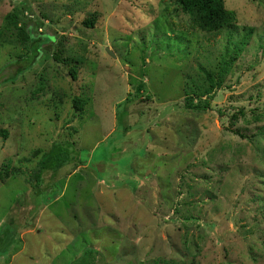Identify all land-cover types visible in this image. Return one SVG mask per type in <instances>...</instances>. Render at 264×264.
<instances>
[{
  "label": "rangeland",
  "instance_id": "obj_1",
  "mask_svg": "<svg viewBox=\"0 0 264 264\" xmlns=\"http://www.w3.org/2000/svg\"><path fill=\"white\" fill-rule=\"evenodd\" d=\"M224 1L235 34L177 0H0L38 39L0 41V264H264V0ZM227 38L212 110L186 111Z\"/></svg>",
  "mask_w": 264,
  "mask_h": 264
},
{
  "label": "trees",
  "instance_id": "obj_2",
  "mask_svg": "<svg viewBox=\"0 0 264 264\" xmlns=\"http://www.w3.org/2000/svg\"><path fill=\"white\" fill-rule=\"evenodd\" d=\"M178 4L182 10L190 15L192 19V25L195 30H199L208 34H219L220 32H228L230 34H235L238 32L237 24V15L235 12L228 10L224 0H177ZM98 18L97 13L91 14L89 17L83 21V25L86 28H94ZM19 14L16 11L9 13L5 22L0 30V41L4 43H14L16 39L21 40L22 42L26 41L33 43L38 39L33 38L30 32L21 26ZM245 29V28H244ZM246 36L253 35L254 29H246ZM7 38L9 40H7ZM25 39V40H24ZM168 42L172 38H167ZM228 45L225 47L224 52H222L221 57L216 65L210 63V65L199 64L197 66V77L196 78H187L184 93V109L186 111L192 112H208L212 110L210 104V99L214 97L219 89L221 90L226 84V80L229 77L233 61L236 60L234 55L239 56V51L241 49L235 48L230 49L229 39ZM178 42V41H177ZM180 43V42H178ZM43 45V43H41ZM170 52V51H168ZM70 75L73 78H76L77 71L72 67ZM129 100V99H127ZM74 108L77 111L82 110L83 100L80 97H75L73 100ZM221 113V112H220ZM242 115H245L241 111ZM236 135H240L245 138L239 130H235ZM0 134L4 137H7V132L0 130ZM44 163H39L37 168L34 171V180L40 185L42 182V176L45 171ZM94 252L90 250V253ZM84 259H81L78 264H88L82 262ZM93 260L90 264H93ZM155 264V263H151ZM156 264H185L184 261H174V262H156Z\"/></svg>",
  "mask_w": 264,
  "mask_h": 264
},
{
  "label": "water",
  "instance_id": "obj_3",
  "mask_svg": "<svg viewBox=\"0 0 264 264\" xmlns=\"http://www.w3.org/2000/svg\"><path fill=\"white\" fill-rule=\"evenodd\" d=\"M108 53H110L111 55H113V53H111V51H110V50H108Z\"/></svg>",
  "mask_w": 264,
  "mask_h": 264
}]
</instances>
